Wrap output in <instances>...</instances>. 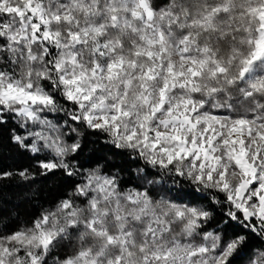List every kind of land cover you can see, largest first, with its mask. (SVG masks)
<instances>
[{
    "label": "snow or ice",
    "instance_id": "snow-or-ice-1",
    "mask_svg": "<svg viewBox=\"0 0 264 264\" xmlns=\"http://www.w3.org/2000/svg\"><path fill=\"white\" fill-rule=\"evenodd\" d=\"M81 129L139 183L78 164ZM5 130L35 164L0 180L72 191L0 264H264V0H0Z\"/></svg>",
    "mask_w": 264,
    "mask_h": 264
},
{
    "label": "trees",
    "instance_id": "trees-1",
    "mask_svg": "<svg viewBox=\"0 0 264 264\" xmlns=\"http://www.w3.org/2000/svg\"><path fill=\"white\" fill-rule=\"evenodd\" d=\"M81 140L87 147L78 157V164H83L85 169L100 166L111 174H118L124 186H134L139 183L136 178L137 167H143V162L137 163L135 157H130L127 152L112 148L106 143V136L89 129H81ZM7 131L0 134V169L18 170L25 167L31 168L35 161L28 154L18 150L7 139ZM38 171V169H37ZM155 171V170H153ZM159 179V177H156ZM171 186V182H168ZM177 188L180 185L176 186ZM185 191H192V187L184 185ZM72 191V183L62 173L50 175L47 179L38 178L35 182L22 181L19 177L0 180V228L7 225L15 228L34 218L43 208H50L59 199ZM198 195H210L207 192H198ZM208 201H203L207 204ZM214 225H209V230ZM256 245L259 240L252 237ZM241 264H246L242 261Z\"/></svg>",
    "mask_w": 264,
    "mask_h": 264
}]
</instances>
